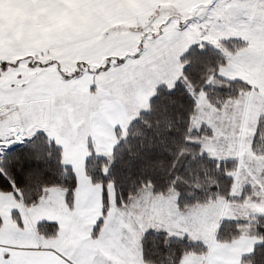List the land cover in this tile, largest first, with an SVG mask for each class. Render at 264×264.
I'll list each match as a JSON object with an SVG mask.
<instances>
[{"label":"snow or ice","instance_id":"1","mask_svg":"<svg viewBox=\"0 0 264 264\" xmlns=\"http://www.w3.org/2000/svg\"><path fill=\"white\" fill-rule=\"evenodd\" d=\"M0 264H264V0H0Z\"/></svg>","mask_w":264,"mask_h":264},{"label":"crops","instance_id":"2","mask_svg":"<svg viewBox=\"0 0 264 264\" xmlns=\"http://www.w3.org/2000/svg\"><path fill=\"white\" fill-rule=\"evenodd\" d=\"M73 9L70 15L65 14L53 18L46 26H38L35 24H26L25 21L29 19L28 14L22 9H13L6 14V20L9 27L16 25V38L23 37L26 45L42 46L54 42H59L58 37H63L65 41L71 42L78 40L81 37H90L95 31L98 30V25L91 17V13L96 9L92 7L80 8L76 5L69 4ZM121 12L122 14H140V9L134 3H129L127 6H120L119 9L113 12L106 13L107 15ZM5 52L11 51L7 47L5 41ZM67 50V49H65Z\"/></svg>","mask_w":264,"mask_h":264},{"label":"rangeland","instance_id":"3","mask_svg":"<svg viewBox=\"0 0 264 264\" xmlns=\"http://www.w3.org/2000/svg\"><path fill=\"white\" fill-rule=\"evenodd\" d=\"M131 40V37H123L121 39H118V40H113L111 41L107 46L108 47H112V46H123V45H126L127 43H129Z\"/></svg>","mask_w":264,"mask_h":264}]
</instances>
